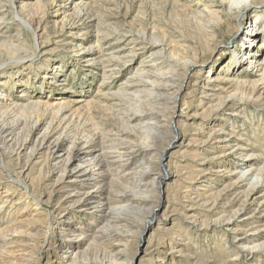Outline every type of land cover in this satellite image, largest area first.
Masks as SVG:
<instances>
[{
  "label": "rangeland",
  "instance_id": "obj_1",
  "mask_svg": "<svg viewBox=\"0 0 264 264\" xmlns=\"http://www.w3.org/2000/svg\"><path fill=\"white\" fill-rule=\"evenodd\" d=\"M247 28L260 34L251 46ZM250 57L264 60V0H0V127L20 120L23 148L16 155L0 134V264H114L115 252L121 264H264V95L250 97L242 82ZM160 71L173 80L170 103L155 113L154 137L141 139L123 118L153 107L124 88ZM120 130L148 146L152 179L170 177L146 190L142 210L121 211L113 252L110 232L93 230L94 211L79 205L69 220L62 205L74 146ZM207 134L211 148L199 144ZM108 172L120 196L125 172ZM257 180L258 205L245 208ZM65 243L79 245L72 263L60 257Z\"/></svg>",
  "mask_w": 264,
  "mask_h": 264
},
{
  "label": "bare ground",
  "instance_id": "obj_2",
  "mask_svg": "<svg viewBox=\"0 0 264 264\" xmlns=\"http://www.w3.org/2000/svg\"><path fill=\"white\" fill-rule=\"evenodd\" d=\"M11 1L14 3L15 0H11ZM22 23L26 26L31 27V25H29L27 22H25V20H22ZM259 35L260 34L255 33V31L253 29L247 28L243 32L244 39H242L241 41L246 42L244 44H247V42H248V44H250V46H251L258 39ZM239 43H240V41H239ZM245 48L243 49V47H242L241 51L246 50L247 53L245 55H248V52L250 53V51H251L250 47H245ZM149 56H150V54H149ZM255 59L256 58H254V57H250L249 63L247 65V66H249L248 71H245V77L246 78H244V80L242 82L244 85L251 86L250 97L252 96V97L261 98V96L264 95V60L255 61ZM164 62H165V60H164ZM235 65H236V67H234L235 68L234 71H236V72H239L238 70H241L244 67L243 61L241 62L239 60H236ZM158 74H159V72H158ZM155 77L153 78V77H149L147 75L142 76L141 79H139V81H137V84H134L132 82H128L124 88L126 95H129V99H133V100L135 99V101L140 103L142 106L153 107L152 108L153 112H150V113L149 112L147 113L144 111L130 110L129 112H127L125 114V116H124L125 118H123L124 121L127 123V125L134 128V130H135L134 132L141 139L145 138L148 140V139H151L152 137H154L153 136L154 133H152V131H156V128L154 125L159 123L158 120H156L154 118V116L157 117L158 116L157 114L161 113L159 110L160 106H166L168 103H170L169 101H167V96H169V94H170L169 91H171V87L169 86V84L173 83V80L171 79V77H169V74H165L162 72L159 74L158 77H156V78ZM254 77L257 78V80H254V81L249 80L250 78H254ZM236 78H228L227 76H225V77L221 76L220 79L218 77V82H221L223 79H233V82L235 83V82H238L236 80ZM174 85H173V87H174ZM217 87H219V86H217ZM223 88L224 87H222V89ZM215 95L216 94H214L212 96L215 97ZM174 97L175 98H173V100L176 101V96H174ZM169 99L172 100V98H169ZM163 109H161V110H163ZM8 111H9V109H8ZM155 113H157V114H155ZM4 114H5L4 117H6V115L8 116L7 112L6 113L4 112ZM1 120H2V118H1ZM17 123L18 124H16V122H15V124H10V125L4 124L5 126L0 127V134H2V136L5 139H9V140H7L8 144H9V148H13L14 151L12 149H10V150H12L14 153H16V155H20L21 149L23 150V148H21L20 135L18 134V130H19L18 127L20 124V120ZM129 126H128V128H129ZM36 130H38V129H36ZM52 132H50V133L46 132L47 134L44 135V136H46V138H45L46 142L53 139L54 134ZM127 132H126V130H123L118 135H115L116 136L115 138H112L106 142L101 141L102 143L97 144V146H94V147L86 148L84 146L79 147L78 145H75L74 148L72 149V154L70 152L71 156H70L68 164H67V172H66L65 178H64L67 181V184L69 185V186H67V185L66 186L69 187L70 189H72L70 194H69V197H66L65 202L62 205L66 208L64 211L65 215H66L65 218L69 217L70 218L69 220H72L71 218H73V219L77 218L76 216L77 215L79 216V214H78L79 212L78 213L76 212V210L79 209L78 206L79 205H84V206L86 205V207H87L86 211H87V209L92 210L96 214L95 215L96 218L94 221L95 223L92 225V226H94L93 230H95L96 232H101V231H104V232L106 231V233L110 232L109 235H107V236L110 238L109 240L111 242L115 243L111 247L109 246L110 247L109 249H111V251H113V252L115 251L116 246L120 245L119 243H121V240H122V238H121L122 235L118 234L116 231H112V229H113L112 224L114 222L115 223L118 222L121 219V215H120L121 211H123L124 209H130V208L137 209V210L140 208L142 210L143 207H145V205L147 203L145 200L146 197H143V194L146 192V190L149 187L161 184L165 179L170 177V175L168 173H160L158 176H156V178L152 179V171H151L150 167H148L149 166V158H148L149 148H148V146L142 147L141 145H136V144L134 145V142L129 140V138H128L129 136L127 135L128 134ZM213 132H211V134ZM130 134H131V132H130ZM211 134H207L205 137H203V141L199 142V144H201V146H204L205 148H211L212 147L210 145V140L212 138ZM212 140H214V139H212ZM226 140H227V138L226 139H220L219 141L220 142L222 141V143L223 142L226 143ZM63 143H64V140L63 141L57 140L54 143L55 148L54 147L53 148L58 150L63 145ZM143 143L146 144V141ZM58 151H60V150H58ZM203 152H205V151H203ZM225 154H226V152H222L220 156L223 158L225 156ZM66 155H68V154H66ZM205 158L203 159L204 161H202V162H206L207 159H205ZM139 160H141V161H139ZM150 166H152V165H150ZM197 167H201V166H197ZM121 170H124L125 173L122 176L123 177V179H121L122 181H119V185L117 186L118 190L120 191L119 192L120 196H116L117 194L115 195L114 192L110 191L111 187H110V185H108V182H107L108 176H109L108 171H113L115 173H119V171H121ZM225 171L226 170H223L221 172H225ZM197 178L201 179L199 177H197ZM257 182H258V180H257ZM121 184L125 185V186H120ZM261 184L262 183H260V182L253 183V185L251 187L252 189L246 195L245 199H243L244 201L241 200L243 202V205L245 206V208H254L255 205H258V203H257L258 200L256 198V194L260 189H262L263 186ZM86 189H88V191L84 193L83 191H86ZM261 193H262V190H261ZM55 204H57V203H55ZM60 208H61V206H60ZM59 211H61V210H59ZM258 211H259V209H258ZM154 217H155V214H153V218ZM78 220L81 223V219H78ZM72 223H74V222L72 221ZM234 223H235L234 221L227 223L228 224L227 228L232 230V226ZM66 224L68 227L72 226V225L71 226L69 225L70 223H66ZM78 225H80V224H78ZM68 229H70V228H68ZM16 235H18V234L12 232L11 238L15 239ZM103 235H104V233H103ZM62 238L59 237L57 242L62 243V240H63ZM120 238H121V240H120ZM5 243H7V239L0 237V244L5 245ZM64 245L65 246L61 248L60 257H62V260L66 261L67 263H72L74 261L76 255L78 254V252H74V250L79 245H76L73 243H68V244L65 243ZM47 246H49L48 242L44 241L43 242V249H45ZM0 247H2V246L0 245ZM49 248H50V246H49ZM109 251L110 250H108V252ZM123 257H124L123 253L115 252L112 255V258H114V260H112V261L114 262V264H121L118 262V260H122ZM125 264H128V263H125Z\"/></svg>",
  "mask_w": 264,
  "mask_h": 264
}]
</instances>
